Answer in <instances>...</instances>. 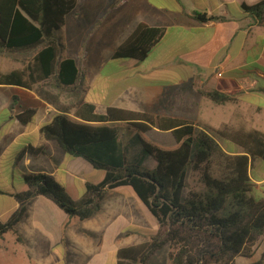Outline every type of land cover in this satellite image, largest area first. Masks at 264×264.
<instances>
[{"label": "trees", "instance_id": "obj_1", "mask_svg": "<svg viewBox=\"0 0 264 264\" xmlns=\"http://www.w3.org/2000/svg\"><path fill=\"white\" fill-rule=\"evenodd\" d=\"M76 1L0 0V56L20 64L0 72V84L24 87L56 109L51 121L39 128L44 142L55 141L65 154L80 156L94 168L104 170L105 176L99 183H87L85 195L73 200L52 175L24 174L25 190L13 194L17 209L5 221L0 218V237L8 230L15 231V225L28 215L30 204L38 196L82 221L100 210L107 190L129 187L164 232L119 248L115 264H146L165 244L170 247L168 264H238V256L251 257L253 245L264 236V194L258 198L252 194L250 176L253 160H264V134L230 130L226 125L196 132L197 126L189 119L86 101L81 69L74 58L64 55L65 47L57 34ZM243 7L254 20L263 21L264 0ZM193 16L199 22L216 19L204 13L195 12ZM164 33L163 28L138 23L111 58L142 61ZM200 93L217 105L232 100L228 93L213 88ZM17 99L13 96L12 105ZM34 114V108H27L16 118L26 125ZM121 123L137 132L134 137L140 143L141 161L151 159L152 169L141 166L136 156L127 157L128 146L134 144L122 143L118 132ZM152 127L169 131L175 148L163 149L139 136ZM214 136L231 145L224 148L226 153ZM232 146L240 148L239 153ZM219 151L223 158L214 171L212 157ZM27 152L44 154L45 145L23 147L20 155ZM189 168L199 174L203 189L183 195ZM263 260L264 253L249 264H263Z\"/></svg>", "mask_w": 264, "mask_h": 264}, {"label": "rangeland", "instance_id": "obj_2", "mask_svg": "<svg viewBox=\"0 0 264 264\" xmlns=\"http://www.w3.org/2000/svg\"><path fill=\"white\" fill-rule=\"evenodd\" d=\"M74 11L75 13L84 11V15L82 13L77 17L68 14L65 26L57 34H61L65 44L66 49L63 52L65 53L64 55L70 56L78 62L80 57H82L80 46L82 40H85L83 45L88 49L85 52V57L83 54V62H79L82 74V88L85 90V96L88 91L89 97H95L96 93L112 96L115 92L129 86V88L133 89L128 90V88L126 90V96L129 97V100L127 99L128 97H125V104L129 105V103L136 102L138 107L140 106V109L156 116L173 114L179 118L193 120L197 125L195 128L196 132L200 128L208 129L209 121L212 125L218 126L224 118L228 121L225 125L230 130H256L264 134V90H260L264 88V77H253V81L256 83L255 91L242 94L238 96L237 101L229 100L223 105H214L208 98H200V96L194 93L191 80L187 77L190 71H195V68L199 70L198 72H204L206 68L204 69L203 66H199L192 61H183L182 59L195 58L196 61H200L203 57L201 54L198 53L195 55V53H192L191 57H189L184 53L191 51L194 47L203 46L205 44V36H208L211 31L197 34L193 33L192 35L175 32L173 35H169L159 47L153 48L142 61L136 59H112L111 55L118 43L137 24L139 17L137 13L139 12L130 6H125L120 10L108 9L105 8V4L101 0H91L90 8L88 9L82 8L81 4H79ZM90 17L93 20H97L96 31L94 30L95 32L90 35H84L82 27ZM87 28L89 27L87 26ZM89 29L93 30L94 27H90ZM239 40L240 37H237L235 44ZM175 54H177L176 58L178 61L171 60L175 57ZM215 61H217L216 55L212 57V63L207 69L208 73L217 70L216 67L213 68ZM19 66L20 64L11 58L0 56V72H8ZM144 80L159 85L163 83L171 85H163L160 94L145 104V102H142L143 99L141 101L139 97L143 92L140 89L144 87L141 86ZM179 80L183 81L177 84ZM145 89L148 95H153L155 91V87ZM177 90L181 92L180 94L176 93L183 99L181 103H177L173 95ZM192 97L195 99V103L186 102V98ZM255 107H258L256 112L253 111ZM140 109L136 110L140 111ZM223 126L224 123L217 128H222ZM118 132L123 144H126L127 141H131L130 145L134 144L133 147L128 146L127 157L134 158L136 156L137 162H140L142 160L140 143L136 136L134 137L137 132L133 127L125 123L118 125ZM139 136L144 141L153 143L155 146L163 149H172L177 145L169 132L159 131L155 127H152L144 134H139ZM214 137L222 148L221 151L226 153L224 148L231 147V145L224 142L222 138ZM232 148L237 151L241 150L237 146H232ZM19 149V153L17 150L15 151L16 159L14 162L18 165L14 168V177L16 178L14 181L15 185L20 183L23 184L22 187L24 188L23 175L27 173L23 171L24 174H21L23 167L19 163L23 160L24 154L20 155L22 149ZM221 151L212 157L211 167L214 171L218 170V165L223 158L220 155ZM25 154L31 158V161L36 157L28 152ZM4 163L5 170H10L11 167L7 168ZM140 164L146 169H152L154 166L153 161L149 158H146L143 162L141 161ZM250 170L252 177L255 179L258 178V175H264V160L260 158L254 159ZM104 173V170L94 168V173L87 172V175H84L89 183L96 184L102 181ZM257 187L258 189L252 190V194L258 198L264 194V183L257 185ZM0 188H5L1 180ZM202 189L203 186L199 181V174L189 168L183 195H186L190 190ZM3 191L5 192L4 189ZM111 196L108 194L105 198L104 203L107 205L105 214L103 210H100L98 214H95L87 220L80 221L77 218H71L70 227L74 229L75 236L62 241L61 247L63 248V255L59 259L60 261L54 257V254H57L58 250L56 248L53 249L55 244L50 235L41 229V225L33 223L31 218L25 219L24 217L15 225V231L8 230L0 237V264H113L112 249L114 247L135 244L149 240L152 236L155 237L163 234L164 228L160 227L157 221L154 220V217L149 215L145 217V221L141 217L138 219L140 224H142L143 231L136 230L134 231L135 233L129 232L128 234L130 235L127 237L123 235L125 231V227L123 226L125 222L123 219L125 216L121 213V207L119 206H111L109 210V202L114 200L113 196ZM9 197V194L6 197L0 196V218L3 220L11 216L14 211V208L13 210L9 209ZM11 199L15 201L13 197ZM62 215L66 216L65 213ZM104 220H106L105 222H109V226L105 227V229L101 228ZM154 222L155 228H153ZM116 234L119 236H116ZM100 240L102 241L98 245L97 242H100ZM169 250L170 247L168 244L163 245L148 258L146 264H168ZM252 251L251 257L247 258L246 256L240 255L237 257L236 262L238 264H249L259 260L264 253V236H261L255 242ZM51 259H53V262L50 261Z\"/></svg>", "mask_w": 264, "mask_h": 264}, {"label": "crops", "instance_id": "obj_3", "mask_svg": "<svg viewBox=\"0 0 264 264\" xmlns=\"http://www.w3.org/2000/svg\"><path fill=\"white\" fill-rule=\"evenodd\" d=\"M259 1L261 0H101V2L105 4V8L108 9L112 8L120 10L125 6H130L135 9L139 12L137 13L139 15L137 24L143 22L152 27L165 29L162 39L153 48L159 47L169 35H173L175 32L192 35L193 33L197 34L211 31L208 36H205V44L203 46L194 47L191 51L184 53L189 57H191L192 53H195V55L198 53L201 54L203 57L200 61H196L195 58H183L182 60L192 61L199 66H203L204 69L206 68V71L204 72H198L199 70L195 68V71H190L187 78L191 80V85L194 87V93L200 96V98L205 97L200 93V90L213 88L217 91L228 93L234 101H237L238 96L256 90V83L253 81V77H264V18L263 21L259 23L254 20L252 14L243 7L250 5L253 6ZM123 3L125 4L122 5ZM79 4H81L82 8L88 9L90 8L91 0H77L75 8L68 14L77 17L82 13L84 15V11H78L76 13L74 11ZM195 12L204 13L206 17L215 16L216 19L199 22L193 16L195 15ZM66 17L63 26L66 24ZM97 24V20H93L92 17L87 19L82 27L83 34L90 35L94 33ZM63 26L59 30L60 32L63 29ZM87 26L89 28L94 27V29L91 30L87 28ZM59 35L61 36V34ZM237 37H240V40L235 44ZM84 41L85 40H82L80 46L82 57L83 54L85 57V52H87L88 49L83 45ZM215 55L217 61L213 63V68L216 67L217 70L208 73L207 69L210 67L212 57ZM82 57H80L79 62H83ZM176 57L177 54H175V57L171 60L178 61ZM76 62L80 67V63L78 61ZM145 81L146 80L143 82ZM182 81L183 80H179L177 84ZM163 85L171 84L163 83L162 85H159L157 83H152L141 85L144 86L140 89L143 91V94L141 93L139 96L141 101L143 99L142 102H145V104L152 101L153 98L160 94ZM149 87H155L153 95L147 94L145 88ZM128 88L129 86L115 92L112 96L101 93L95 94L94 92L95 97H89L88 91L86 92L85 100L100 104L101 106L110 105L123 109L139 110L140 106L138 107L136 102L129 103V105L125 104L124 98L128 97L126 96V90ZM130 89L133 88H129L128 90ZM260 90H264V88ZM176 93L180 94V90H177L173 95L175 96L176 102L181 103L183 99ZM13 96L18 98L14 105H12ZM127 99L129 100V97ZM187 101L188 103H195L193 97L186 98V102ZM27 108H34L35 114L30 123L26 125L20 124L16 118V114ZM257 110L258 107H255L253 111L256 112ZM140 111L144 110L140 109ZM56 113V109L44 102V100L38 97L34 92L21 86L0 84V116H2V118H0V180L5 186V188H0V196L6 197L8 194L10 195L8 199L10 210H13L14 208L15 211L18 207V203L11 199V197H14L13 194L17 191L25 190V184L24 188L22 187L23 184L19 183L15 185L14 179L16 178L14 177V168L18 164H16L14 160L16 159L15 151H18L19 148V150H21L26 146L37 147L43 143L45 145V152L44 154H37L32 161L29 156L24 154L23 160L19 163V165L23 167L21 174H24V172L27 174L38 172L49 174L65 187L73 200L81 199L85 195L86 184L89 183L85 178V175H87V172L94 173L93 166L80 156H70L65 154L55 141L44 142L40 135V126L50 122ZM165 116L174 115L169 114ZM174 117L179 118L177 116ZM226 122L228 121L223 118L218 126L212 125L210 121L208 124L209 127L217 128L223 123L225 125ZM194 124L196 125L195 122ZM130 147H133V145ZM237 153H239V151H237ZM3 163L7 168L11 167V169L5 170ZM250 176L254 183L253 189H258L257 185H262L264 183V175H258V178L255 179L252 177L250 170ZM108 194L112 195L114 199L112 202H109V210L111 206H119L121 207V213L125 216L123 219L125 222L123 225L125 227L123 235L127 237L130 235L128 234L129 232L135 233L134 231L136 230L143 231L141 227L142 224H140L138 219L141 217L142 220L145 221V217L153 215L138 201L131 189L129 187H120L107 190L104 198L101 200L102 203H100V210H103L104 214L107 210V205H105L104 202ZM100 210L95 214H98ZM62 212L63 211L60 210L58 206L44 197L38 196L30 204L28 215L25 217V219L31 218L33 223L41 225V229L50 235L55 244L53 249L56 248V250H58V253L54 254L56 260L61 259L63 255V248L61 247L62 241L75 236L74 229L70 227V221L71 218L77 217H69L66 213V216H64L62 215L64 212ZM154 220L156 219L154 218ZM105 221L106 220L102 222L103 225L101 228L103 229L109 226V222ZM153 228H155V222ZM117 234L116 236H119ZM101 241L102 240L97 242L98 245ZM127 245L122 246L124 247ZM122 246L114 247L112 249L113 264H115L116 261V251ZM50 261L53 262V259Z\"/></svg>", "mask_w": 264, "mask_h": 264}]
</instances>
